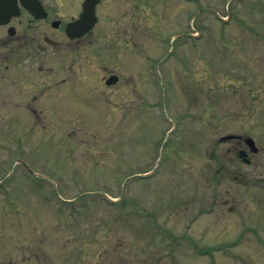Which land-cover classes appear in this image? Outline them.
<instances>
[{"label": "rangeland", "instance_id": "rangeland-1", "mask_svg": "<svg viewBox=\"0 0 264 264\" xmlns=\"http://www.w3.org/2000/svg\"><path fill=\"white\" fill-rule=\"evenodd\" d=\"M148 12V47L107 70L50 29L68 87L0 119V264H264V0ZM226 135L255 140L249 165Z\"/></svg>", "mask_w": 264, "mask_h": 264}, {"label": "flooded vegetation", "instance_id": "flooded-vegetation-1", "mask_svg": "<svg viewBox=\"0 0 264 264\" xmlns=\"http://www.w3.org/2000/svg\"><path fill=\"white\" fill-rule=\"evenodd\" d=\"M60 1L15 0V4L20 7L19 14L11 16L8 22L0 23V119H9L6 124H11L13 119L47 117L51 112L48 100L54 86L68 87L64 76L54 79L52 54L54 46L59 45L50 30L54 23L60 22L55 29L61 31L62 45L66 51L76 50L81 53L90 49L97 63L106 70L109 66L103 60L108 54L111 56L112 53L118 59L122 54L117 52L130 51L129 46L133 47L138 39L142 40V48L148 47L145 44L149 30V0ZM24 4H30L32 12ZM53 5L58 10L53 9ZM92 10V29L81 37L72 38L74 34L71 24L85 15L91 19ZM97 70L93 66L88 68L93 73H97ZM115 74L110 72L104 76L105 84ZM119 82L120 78L116 84ZM6 124L3 123L1 128L5 130ZM244 140V137L241 138L239 143H244ZM2 144L0 150L8 151L10 143H6V146ZM7 154L13 155L16 152L9 154L8 151ZM25 177L28 180L32 174L26 173Z\"/></svg>", "mask_w": 264, "mask_h": 264}, {"label": "water", "instance_id": "water-1", "mask_svg": "<svg viewBox=\"0 0 264 264\" xmlns=\"http://www.w3.org/2000/svg\"><path fill=\"white\" fill-rule=\"evenodd\" d=\"M14 3H15V0H14V2H11L10 0H0V21H3L8 16L19 13V8ZM24 5L27 9L32 11L30 4L29 5L24 4ZM93 16L94 15H93V10H92L91 11V19L87 18V16L85 15L80 22L78 21V22L72 24V26H71L72 30L81 31V33H79V35H77V36H82L84 34V32H86L92 28L93 23H94ZM58 24L59 23H55V26H57ZM114 82H115L114 80H110L108 82V84H112ZM231 138H234V136H227V137H224L222 140H228ZM246 143L249 144V146L251 147L253 152L258 151V149L255 147V143L252 139H247ZM240 155L243 156L244 152H241ZM246 161L249 162L248 160H246Z\"/></svg>", "mask_w": 264, "mask_h": 264}]
</instances>
